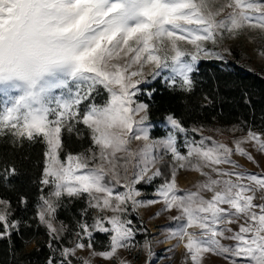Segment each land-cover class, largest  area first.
Wrapping results in <instances>:
<instances>
[{"label":"snow or ice","instance_id":"1","mask_svg":"<svg viewBox=\"0 0 264 264\" xmlns=\"http://www.w3.org/2000/svg\"><path fill=\"white\" fill-rule=\"evenodd\" d=\"M245 30L264 35V0H0V140L16 149L44 146L35 216L49 238L47 264H72L77 250L85 249L89 255L78 257L81 264L96 257L111 261L118 250L131 248L145 251L146 264H153L154 241L133 244L146 230L129 213L158 203L178 214L169 217L176 226L155 243L175 241L166 252L182 246L184 264H204L208 254L225 264H264V169L250 173L232 159L238 155L260 167L244 145L264 154V132L248 126L229 146L169 113L166 134L152 137L150 104L139 99H152L155 89L148 86L162 75L170 90L192 93L199 63L223 61L231 54L225 39ZM243 130L240 124L227 129ZM64 132L90 143L72 152ZM133 141L143 144L133 150ZM165 155L174 163L155 199H138V185L163 176L157 164ZM185 168L204 177L195 190L177 186V170ZM17 174L14 164L5 163L0 179ZM65 197L69 204H86L73 217L74 228L57 221ZM19 203L26 207V197ZM12 216L11 202L0 198V239L10 249L13 234L23 235ZM94 232L108 236L105 250L95 249ZM69 234L71 247L64 244Z\"/></svg>","mask_w":264,"mask_h":264},{"label":"trees","instance_id":"2","mask_svg":"<svg viewBox=\"0 0 264 264\" xmlns=\"http://www.w3.org/2000/svg\"><path fill=\"white\" fill-rule=\"evenodd\" d=\"M232 54L226 56L223 61L203 60L199 63V72L195 74V88L190 94L172 91L161 78H157L148 87L155 89L153 97L148 100L147 96L141 95V101L150 104L149 119L157 122L165 120L169 113L182 121L185 127L197 126L206 129H224V133L233 125L240 124L243 133L251 126L253 130L264 132V74L248 69L241 62L247 59V54L238 46L231 48ZM207 96L211 103L204 99ZM97 102H102L103 97H97ZM247 99V103L245 100ZM83 107V106H82ZM79 127L84 128L83 125ZM166 130L155 127L151 136L165 135ZM64 143L68 150L79 152L87 147L88 139H78L74 134L64 132ZM191 139H200L197 133L190 134ZM182 138V137H181ZM181 138L178 144L181 145ZM183 150V146L181 145ZM42 143L23 148H13L10 144L0 140V170L5 163L14 164L18 174L8 181L0 179V198L11 202L13 219L21 221L20 232L12 236L13 244L9 246L7 239H0V264H47V259L52 255L47 247L48 236L44 226L36 219V204L40 195L39 179L43 168ZM184 151V150H183ZM166 156V155H165ZM163 176L156 178L152 184L141 183L137 187L145 192L153 190L169 176L168 162L163 160L159 163ZM45 189V193H47ZM21 196L26 197L27 206L22 207L19 203ZM66 207L58 210L57 221H63L74 228L73 217H79V210L86 206L84 200L68 203L65 197ZM129 219L137 227L141 226L139 217L130 211ZM91 223V215L88 217ZM26 221L27 224L23 222ZM2 230V229H0ZM26 240V243L21 241ZM69 234L64 244H69ZM30 242L34 245L27 248ZM95 249L103 250L109 243L108 236L102 233H93L92 240ZM14 249V251H13ZM58 258V253H56Z\"/></svg>","mask_w":264,"mask_h":264},{"label":"rangeland","instance_id":"3","mask_svg":"<svg viewBox=\"0 0 264 264\" xmlns=\"http://www.w3.org/2000/svg\"><path fill=\"white\" fill-rule=\"evenodd\" d=\"M233 46H238L239 49H241L243 52L247 54V59L241 62L245 67L264 74V57H262L259 54L261 51H264V35H261L258 30H251V31L245 30L242 34L237 36L235 39H225L223 47L229 48L231 50ZM226 56H229V55L224 54V58H226ZM145 71L146 72L148 71L147 67ZM166 74L167 73H165L164 75ZM160 78L163 80V75ZM58 93H59V90H57V94ZM3 100H4L3 93L0 92V108H2L3 106ZM149 122L151 124L150 135H151V131L155 127L163 128L167 131V126L164 121L157 122V121H153L149 119ZM191 127L193 126H190L188 128H191ZM246 132H243V133H224L222 132L221 134H218L215 131H209L208 129L204 128V132L202 135L211 136L214 140L228 144L229 146H233L232 145L233 139L239 138L240 136L245 135ZM256 132H262V131H256ZM190 134H189V138H191ZM161 136H164V135H161ZM161 136H156V137H161ZM180 141L182 145L183 137L181 138ZM207 143L210 144L211 141H207ZM142 144H143L142 141H133L130 145V148L135 150L138 147L142 146ZM244 147L249 152H251V154L255 157L256 161L259 162L260 167H257L253 163L247 161L246 158L240 157L238 155H233L232 159L236 160L238 164H240L244 169H247L250 173L259 174L261 170L264 169V154L256 152L255 149L252 148L251 145L249 144H245ZM163 160H166L168 162V166L171 171L170 165L174 163V161H172L171 156L166 155L164 156ZM157 167L161 168L159 163L157 164ZM196 174H199V173L193 170L187 169V168L178 169L177 170V181H176L177 186L181 182L188 181V183L181 189L182 190L183 189L195 190L194 185L198 181H201L204 179V177L201 176V178L191 180L190 177ZM140 191L142 195L138 199H142L145 201L155 199V196H154L155 188L148 192H145L142 190ZM208 197H210V194H206V198ZM158 212L160 213V215L156 216L155 214ZM136 214L139 217L141 226L139 227H137L136 225L135 226L137 228H143L146 231L137 232V234L134 237L133 244L143 245V242L145 238L147 237L154 241L153 251L156 255L153 258V264H184L183 247H181L180 249L177 248L173 252L165 251L166 249L171 247V245L174 244L175 241H169L171 242L170 245H167L166 243H159V244L155 243V240L164 239V236L166 234V229L176 226L174 221L169 220V217L177 215L178 213L175 210L171 212H165L163 211L162 204L158 203V204L149 205L147 207H142L137 210ZM192 230L195 231V229H192ZM84 242L87 243V238H85ZM33 245H34V242H30V244L27 245V248ZM68 246L71 247V244ZM97 251H102V250H97ZM88 255L89 253L87 249L83 251L77 250L76 256L72 257V264H81V260L78 259V257H88ZM165 257H170V259L165 258ZM58 258H59V253H58ZM120 259L128 261L129 264H146L147 255L145 251H143L142 249H138V248H131L130 250L120 249L118 250L116 257H114L111 261H104L102 258L96 257V258H93L92 264H119ZM204 264H225V261L220 257L208 254L204 260Z\"/></svg>","mask_w":264,"mask_h":264},{"label":"bare ground","instance_id":"4","mask_svg":"<svg viewBox=\"0 0 264 264\" xmlns=\"http://www.w3.org/2000/svg\"><path fill=\"white\" fill-rule=\"evenodd\" d=\"M198 178H201V176H200L199 174H196V175H193L192 177H190L191 180H195V179H198ZM187 183H188V181L181 182V183L178 184V187H180V189H181V188L184 187ZM166 244H167V245H170L171 242L168 241ZM181 247H182V246H181ZM181 247H179L178 249H180Z\"/></svg>","mask_w":264,"mask_h":264}]
</instances>
